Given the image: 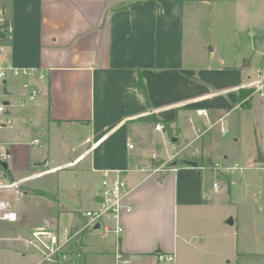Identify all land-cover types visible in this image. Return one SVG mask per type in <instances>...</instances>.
<instances>
[{
	"label": "crops",
	"instance_id": "crops-1",
	"mask_svg": "<svg viewBox=\"0 0 264 264\" xmlns=\"http://www.w3.org/2000/svg\"><path fill=\"white\" fill-rule=\"evenodd\" d=\"M230 3L3 2V19L10 27L9 41L0 45V63L46 74L43 80L21 77L0 83V105L7 106L3 128L19 125L24 130H47L48 136L62 129L80 134L88 131L86 139H79L83 142L75 148L78 154L71 164L86 161L102 177L104 171L121 170L119 176L127 183V201L133 210L123 215L124 233L119 238L87 229L76 241L82 259L72 252L67 253L68 260L58 258L50 263L28 240L38 229L60 231L61 215H75L76 211L67 206L60 209L61 202L33 192L36 187L20 191V186L37 184L41 173L36 167L42 163L27 151V161L19 164L17 159L25 151L22 137L7 142L8 149L1 144L9 153L11 166L9 175L5 173L9 184L0 183V202H8L17 219H0V239H4L0 264H71L72 256L77 260L74 264H116L118 249L130 264H162L157 261L160 253L174 254L175 264H234L239 247H232L227 226H233L237 218L223 219L217 213H222L223 194L228 192L231 201L234 198L233 174L226 175L230 185L222 183L216 191V182L207 175L208 166L219 164L214 149L219 135L227 133L224 122L237 133L242 126L239 112L244 109L259 126L264 98L251 95L246 105L241 104L244 86L260 74L254 78L248 74L252 62L248 53H216L213 30L224 24L223 12ZM27 84L39 91L35 101L25 97ZM203 109L208 116L197 114ZM157 124H164L166 132L157 131ZM172 142L181 151L171 164L177 165L161 174L152 173L172 161ZM223 157L221 166L238 167V158L226 153ZM185 160L198 162V167L186 166ZM258 160L253 161L256 167L264 164ZM33 200L38 205L57 203L56 219L45 213L32 222L34 217L28 211ZM84 223L82 219L77 227L65 229L81 231ZM226 231L228 240L223 234ZM248 245L245 255L256 251Z\"/></svg>",
	"mask_w": 264,
	"mask_h": 264
},
{
	"label": "rangeland",
	"instance_id": "rangeland-1",
	"mask_svg": "<svg viewBox=\"0 0 264 264\" xmlns=\"http://www.w3.org/2000/svg\"><path fill=\"white\" fill-rule=\"evenodd\" d=\"M230 1L232 3L225 6L224 16H222L225 25L222 24V27L218 28L215 26L213 30L215 38L213 43L216 47V53L221 55L224 53L227 55L248 53L252 58L248 74L254 78L259 72L264 71V0ZM258 40L261 42L257 43ZM238 110H240L239 107ZM239 113L240 122H242L240 129L235 133L234 128L224 122L227 133L219 135V145L214 149L216 161L219 164L223 163L221 157L224 153L233 158H238L239 161L238 167L233 171L231 177L234 181V198L231 201L228 192L223 194L221 202L223 205L219 208L222 213L220 211L217 213L223 219L237 218L233 226H227L231 232L232 247L237 245L239 247L240 254L234 264H264V164L258 165V167L253 165L256 157L264 158V117H259L258 126L247 110L241 109ZM80 133L75 131L72 133L67 129H62L56 130L48 136L47 130L36 131L34 128L33 130L30 128L24 130L19 125L15 128H0V145H5L7 149L9 148L7 142L22 137L21 140L25 143L26 152L23 150L21 157L17 159L19 164H24L27 161V151L38 156L39 162L42 163L41 167H36L37 173H41L35 180L37 184L34 186L29 184L31 186L28 187L20 186L22 185L20 184V191H31L30 187H36L37 190L33 192L45 193L49 197L56 198L58 203L61 202L60 209H68L67 207H69L76 211L75 215L74 213L61 215L60 231L66 227L71 228V225L77 227L84 219L83 212L99 205L97 197L102 190V175L92 172L90 167H87L86 161L77 165L71 164L78 154L75 148H80V144L83 142L79 139L81 136L86 139L89 135L88 131ZM70 147L72 149L68 151ZM7 164L11 166V160H8ZM5 173L7 171L0 167V174L3 175L0 183L9 184L10 180L5 176ZM207 175L212 177V182H217L220 186L222 183L227 186L230 185V180L217 171L211 169ZM79 176L81 185H83L81 188L78 187ZM33 201L34 203H29L32 213L28 211V216L34 217L32 222L40 220L45 213L50 218L56 219L57 203L52 201L49 204L41 203L38 205L37 200ZM223 234L226 235H224L225 240H228L229 232L226 231ZM224 237L222 235V240ZM60 241H64L62 233L60 234ZM222 244L224 247L225 244ZM246 244L251 245L248 246L256 251L250 252V255L243 254ZM67 248L68 252H66V248L64 250L66 254L69 253L68 255H70L73 252L82 259L76 242L75 245H68ZM228 248L229 245L226 249ZM56 260L58 259L52 260L50 263H55ZM71 260L73 261L71 264L77 261L75 256H72Z\"/></svg>",
	"mask_w": 264,
	"mask_h": 264
},
{
	"label": "built area",
	"instance_id": "built-area-1",
	"mask_svg": "<svg viewBox=\"0 0 264 264\" xmlns=\"http://www.w3.org/2000/svg\"><path fill=\"white\" fill-rule=\"evenodd\" d=\"M5 0H0V25L4 24L2 4ZM0 45H2L0 43ZM27 78V79H39L43 80L46 77V74L43 70L35 68H21L16 67L12 64L0 63V83L15 80L18 78ZM248 89H253L254 93L252 96H259L264 98V71H261L259 76L254 79L251 83L244 86ZM39 91L36 87L31 84L25 85V97L29 101H35ZM7 111V106L0 105V128L5 127L7 123L3 119V115ZM197 114L199 116H208L206 110H198ZM190 122L192 120L190 119ZM156 130L160 132H166V126L164 124H157ZM225 132V130H222ZM173 150L175 151L172 161H169L168 164L163 166H158L153 169L152 173L161 174L166 171H169L174 166H171L173 160L180 155L181 151H178V147L175 143L172 142ZM133 149V146H130ZM9 159V153L4 146H0V160L2 162H7ZM170 167V168H169ZM210 169L219 172L220 174L232 175L233 171L236 170V167H225L220 166L219 164H213L208 166ZM114 173V177H111V173ZM121 170L118 171H104L103 172V181H102V190L100 191L98 198L102 199V202L99 203L98 208L86 209L83 212L85 223L81 231L90 229L95 230L96 225H100L101 231L105 234H114L118 238L124 233L122 227V218L125 213H131L133 206L128 203V191L127 183L122 179L119 174ZM3 178V175L0 174V180ZM213 188L217 191L219 189V184L216 182L213 184ZM10 204L8 202H0V219L15 221L17 216L15 213L11 212ZM81 231H72L68 229H63L62 231L55 232L46 229H38L34 231L31 235V239L28 240L29 244L37 248L41 253L43 258L47 261L55 260L60 258L62 261L68 260V255L65 253V248L68 245H73L77 241V235ZM64 235V241H60V234ZM4 239H0L2 242ZM116 264H130L129 259L125 254L118 249L115 253ZM157 261L162 264H175V255L172 254H163L160 253L157 255Z\"/></svg>",
	"mask_w": 264,
	"mask_h": 264
},
{
	"label": "trees",
	"instance_id": "trees-1",
	"mask_svg": "<svg viewBox=\"0 0 264 264\" xmlns=\"http://www.w3.org/2000/svg\"><path fill=\"white\" fill-rule=\"evenodd\" d=\"M9 24L8 22H5L4 24L0 25V43L1 44H4L6 42L9 41ZM254 93V90L253 89H248V88H245L243 89V95H242V103L243 106L246 105L247 103V98H249L252 94ZM156 121V120H154ZM170 125V123H168ZM167 125V126H169ZM168 129V128H167ZM169 130V129H168ZM7 171V175H9V170H5ZM38 194H45V193H38ZM86 230L84 231H81L78 235H77V239L85 232Z\"/></svg>",
	"mask_w": 264,
	"mask_h": 264
},
{
	"label": "water",
	"instance_id": "water-1",
	"mask_svg": "<svg viewBox=\"0 0 264 264\" xmlns=\"http://www.w3.org/2000/svg\"><path fill=\"white\" fill-rule=\"evenodd\" d=\"M6 104H8V103H6ZM258 162H259V163H264V158L261 157V158L258 160ZM183 163H184L186 166L189 165V166H193L194 168L198 167V162H195V161L185 160ZM176 165H177V162L174 164V166H176ZM0 167H2V168L5 169V170H8L9 165L7 164V162H2V161L0 160ZM78 181H79V185H78V187L81 188L82 185H81V178H80V176H79V178H78ZM97 202H102V199H101V198H97ZM99 229H100V225H96V226H95V230H99Z\"/></svg>",
	"mask_w": 264,
	"mask_h": 264
}]
</instances>
